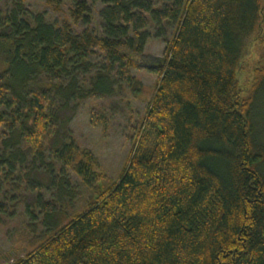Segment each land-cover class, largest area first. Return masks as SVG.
I'll return each mask as SVG.
<instances>
[{
    "label": "trees",
    "instance_id": "obj_1",
    "mask_svg": "<svg viewBox=\"0 0 264 264\" xmlns=\"http://www.w3.org/2000/svg\"><path fill=\"white\" fill-rule=\"evenodd\" d=\"M150 41L161 58L145 55ZM135 72L157 76L154 94L110 183L62 128L77 104L109 101L89 110L106 134L113 100L138 96ZM263 93L264 0H0V216L16 200L2 191L23 186L45 227L13 264H264ZM71 175L91 200L60 224Z\"/></svg>",
    "mask_w": 264,
    "mask_h": 264
},
{
    "label": "rangeland",
    "instance_id": "obj_2",
    "mask_svg": "<svg viewBox=\"0 0 264 264\" xmlns=\"http://www.w3.org/2000/svg\"><path fill=\"white\" fill-rule=\"evenodd\" d=\"M35 4V2L33 3ZM42 10L41 8H39ZM54 18L56 16L53 15ZM165 46L160 42L150 41L145 47V55L151 58H161L163 56ZM249 66H253L255 60L248 61ZM247 67L240 72V85L246 88L248 82ZM137 81L139 82V93L136 98H130L129 107L123 106L118 100H113V107L116 108V118L110 124L106 134L102 133L99 128H92L89 125V110L97 109L99 105H104L107 108L112 103L107 102H90L84 101L73 109L66 116L67 122L62 128L65 131L69 129L74 134L78 145L85 150L91 151L99 163V170L106 176L110 183L118 182L119 176L124 169L127 159L131 153L132 140L135 134V125L139 122L145 112L148 101L154 94V82L156 75L147 72H135ZM125 105V104H124ZM253 139L257 144L264 147V93L261 94L253 107L252 114ZM52 148L53 142L49 144ZM45 163L50 164L51 161L47 158ZM55 171L58 170L54 165ZM261 174L264 177V165L261 167ZM40 183L48 185L47 175L45 172H35L33 175ZM31 175V177H33ZM72 192L77 194L74 201L73 209L66 210L60 217V224H66L71 221L74 214H80L84 211L86 203L91 200L90 194L80 186L79 178L71 175ZM24 187L13 192L9 189H4L2 193L7 199L11 196L15 197V203H7L8 211L0 216V264H13L17 259L24 256L38 247L44 241L42 234L45 227L42 226L41 217L38 216L39 211L34 206L36 193L24 191ZM43 191L44 200H48V195ZM29 207V211L34 214L35 221L24 215L22 204ZM58 208V207H57ZM12 209H14V214ZM59 209V208H58ZM62 212V213H63ZM13 214V215H12ZM34 224L36 234H32L30 239H27L22 232L30 225ZM28 232V231H25Z\"/></svg>",
    "mask_w": 264,
    "mask_h": 264
}]
</instances>
